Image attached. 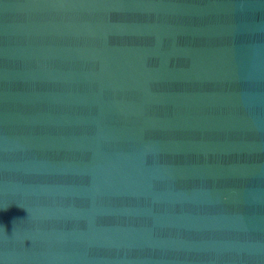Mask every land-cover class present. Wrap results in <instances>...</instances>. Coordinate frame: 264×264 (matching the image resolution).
<instances>
[{"label": "water", "instance_id": "95a60500", "mask_svg": "<svg viewBox=\"0 0 264 264\" xmlns=\"http://www.w3.org/2000/svg\"><path fill=\"white\" fill-rule=\"evenodd\" d=\"M0 264H264V0H0Z\"/></svg>", "mask_w": 264, "mask_h": 264}]
</instances>
